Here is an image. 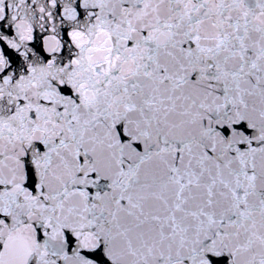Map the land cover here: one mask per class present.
Segmentation results:
<instances>
[{
	"label": "snow or ice",
	"instance_id": "1",
	"mask_svg": "<svg viewBox=\"0 0 264 264\" xmlns=\"http://www.w3.org/2000/svg\"><path fill=\"white\" fill-rule=\"evenodd\" d=\"M0 264H264V0H0Z\"/></svg>",
	"mask_w": 264,
	"mask_h": 264
}]
</instances>
